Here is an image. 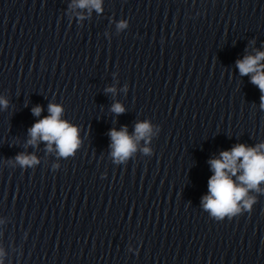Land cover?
Returning <instances> with one entry per match:
<instances>
[{
    "label": "clouds",
    "instance_id": "clouds-1",
    "mask_svg": "<svg viewBox=\"0 0 264 264\" xmlns=\"http://www.w3.org/2000/svg\"><path fill=\"white\" fill-rule=\"evenodd\" d=\"M79 8H92L98 13L102 11V0H75ZM118 28H125L126 22L121 21ZM264 51H257L255 55H246L236 61V66L241 76L251 75V82L261 92V108H264ZM106 91L114 92V88ZM7 100L0 98V106L7 107ZM116 114H122L125 109L120 103H114L111 109ZM42 107L37 105L32 109L34 116H40ZM49 115L38 120L28 130L30 139L28 143L35 145L38 140L46 142L48 151H52V145L61 157L74 154L80 144L78 128L66 120L61 119L63 109L60 105L50 103ZM151 134V126L148 122H138L135 125L134 135L130 136L127 127L119 131L112 129L109 132L111 138V155L114 161L122 163L136 151V142ZM264 143L256 147H247L244 144L234 146L230 151H222L220 158L211 159L209 164L213 175L208 180L209 194L202 197V206L216 221H223L225 217L231 219L241 212V209L251 210L255 203L254 197H249L250 190L261 191L259 185L264 182ZM145 153L148 148L143 149ZM16 162L21 167H32L39 163L35 155L18 154ZM237 173H240L237 176ZM236 176L240 183H236L232 177ZM2 254V253H0ZM2 264V261H0Z\"/></svg>",
    "mask_w": 264,
    "mask_h": 264
}]
</instances>
